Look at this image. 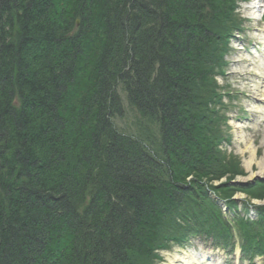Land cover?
<instances>
[{
	"label": "trees",
	"instance_id": "1",
	"mask_svg": "<svg viewBox=\"0 0 264 264\" xmlns=\"http://www.w3.org/2000/svg\"><path fill=\"white\" fill-rule=\"evenodd\" d=\"M237 4L0 0V264H156L173 242L232 238L211 192L264 200V182L230 185L245 171L220 149ZM119 87L137 133L113 123ZM257 211L236 216L249 245Z\"/></svg>",
	"mask_w": 264,
	"mask_h": 264
},
{
	"label": "rangeland",
	"instance_id": "2",
	"mask_svg": "<svg viewBox=\"0 0 264 264\" xmlns=\"http://www.w3.org/2000/svg\"><path fill=\"white\" fill-rule=\"evenodd\" d=\"M248 12V6L243 7L241 10L243 15ZM249 23H247L248 28L251 25ZM252 25L251 28L253 29L241 37L245 48L242 47L241 42L238 45V48L242 49V51L239 50L236 53L237 59L234 62L235 67L238 69V74L234 75L233 79L228 80L234 89H239L241 92L249 95V98L240 97L236 110H233L231 113L234 114L233 116L236 119L233 123L235 128L232 131L233 146L227 150L228 154L239 157L241 167L245 171V176L238 178L240 182H247L264 174V169L260 167L264 163V111H261L264 109V99L260 95L257 97L253 90L254 88L259 89L264 82V66L259 70L256 68L258 65V56L260 55L264 60V24L258 21L257 24ZM258 45L261 47L260 49ZM255 48L259 51H254ZM246 50H248L247 53ZM224 83H227V81ZM118 91L124 105L125 113L123 117L115 118L113 123L119 132L137 133L139 131L140 117L129 107L127 96L122 87H119ZM244 117L251 118L253 123L244 125V127L238 126L237 123H241ZM249 162H252V164L248 166ZM238 198L245 199L242 196ZM202 252L212 256L213 263L209 262V264H235L233 257L218 254V252H214L198 240H194L185 248H174L169 253L164 254L165 262L167 258H171L176 254L182 258L183 255L192 253L201 254Z\"/></svg>",
	"mask_w": 264,
	"mask_h": 264
},
{
	"label": "bare ground",
	"instance_id": "3",
	"mask_svg": "<svg viewBox=\"0 0 264 264\" xmlns=\"http://www.w3.org/2000/svg\"><path fill=\"white\" fill-rule=\"evenodd\" d=\"M260 3H261V1H259V0H256V2L254 3V9L252 11V15L255 17L260 16V14H261ZM257 63H258V65L256 67L257 70L263 68L264 61L262 59H260L259 57H258ZM253 90H254V93L256 96L260 95L264 99V82L262 83V85L259 89L254 88ZM258 110H261V109H258ZM261 111H264V109H262ZM251 164H252V162L251 163L249 162L248 166ZM261 165H260V167H262V169H264V163H262ZM208 257L209 256L203 252L201 253V255L198 253L187 254V255L183 256L182 258H180L176 254L173 257L168 258V264H209V262H211V261L208 259Z\"/></svg>",
	"mask_w": 264,
	"mask_h": 264
}]
</instances>
